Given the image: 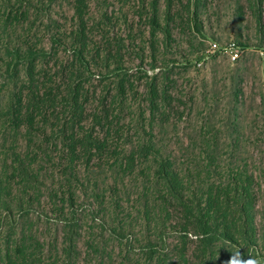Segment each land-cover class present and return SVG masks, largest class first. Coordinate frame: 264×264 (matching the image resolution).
<instances>
[{
	"label": "trees",
	"instance_id": "obj_1",
	"mask_svg": "<svg viewBox=\"0 0 264 264\" xmlns=\"http://www.w3.org/2000/svg\"><path fill=\"white\" fill-rule=\"evenodd\" d=\"M57 1L15 0L17 10L12 9L7 14L3 11V16H0V97L4 91L10 92V106L6 112L8 119L17 133L25 127L28 147L34 148L23 153L18 150V142L12 144L5 153L10 158H4L3 167H0V264H78L76 254L81 219L76 208L77 198H80V192L89 194L95 200L101 198L99 179L96 176L91 179V175L96 174V167L106 170L107 166L110 175L105 177L110 176L115 183L129 178L142 181L143 191L139 195L142 203L141 208L136 210L137 215L147 221H158L154 226H148L139 245L145 264H228L236 253L244 261L254 260L264 264V230L258 227L257 222L256 177L249 165L238 160L230 161L228 165L223 163L222 157L216 153L220 138L205 126L200 127L197 139H189L186 143L188 152L182 155L164 150L166 145L158 140L160 133H154L156 126L160 129H166L167 124L176 126L175 117L183 118L181 113L187 112V107L170 91L169 83L172 81L166 82L171 74L168 69L163 71L162 82H159L160 76L154 75L147 83L145 105L139 104L137 108L138 116L142 118L138 119L140 126L143 125L141 129L135 128L137 139L133 142V125L126 123L125 112L128 109L133 114L132 119L135 117L134 103L130 102L133 97L128 92H135L136 89L123 65L118 64L113 69L108 66L103 68V78L117 77L118 80L115 95L111 96L110 89L104 94L101 92L100 108L103 113L95 119L99 131L94 128L85 131L82 127L84 108L90 97L85 84L89 80L88 73H92L86 58L89 51L87 38L91 33L81 12L82 0L74 5L76 29L69 38L63 30L52 32L42 29L55 50L56 46H64L67 38L71 42L74 60L69 75L64 68L56 71V67L49 65V60L57 51L52 54L37 44L13 40L20 26H25L22 19L33 11L43 14L49 18L50 24L55 25L51 13ZM191 2L190 7L195 6L192 26L200 34L198 10L203 0ZM209 3L210 0H205L206 5ZM156 4V1L152 3L153 31L160 29L169 43L171 17L169 15L170 21L162 27L156 18ZM236 5L237 17L244 22L249 13L257 30L262 31L264 0H237ZM235 42L245 48V45ZM221 45L224 47L226 44ZM38 65H41L39 73ZM240 94L239 90L235 91V96ZM147 110L152 119L159 118L157 125H153L152 121L148 124L150 135L144 132L146 123L143 121ZM48 121L57 133L36 143L33 140L35 133ZM126 124L129 127H125ZM113 129L114 137L100 136L102 131L106 133ZM232 129V132H237L238 126L232 123ZM110 143L115 147L111 149ZM125 145L129 146V151H126ZM110 158L113 162L106 163ZM8 172L17 176V184L8 177L4 179ZM92 180L93 187L89 193L88 190H81L85 184L89 189ZM55 181L57 186L51 184L52 187L48 188L46 182ZM45 190L51 205L61 203V208L57 209L58 221L63 225L64 235L61 251L59 249L54 257L47 256L44 245L40 247L36 239H32L35 241L34 251H19L17 247L19 219L13 207L24 210V203L20 200L29 192L27 203L28 209H31L33 199L38 200V204L42 203L39 196L42 198ZM156 203L160 204L158 210ZM126 216L130 218L132 215H126L124 207L116 201L110 220L112 224L106 227L108 223L103 222V227L116 239H127L130 244L132 237L139 243L133 233L127 231L130 220ZM3 234L6 235L4 245ZM176 236V243L170 242ZM103 259L99 257L98 264H105Z\"/></svg>",
	"mask_w": 264,
	"mask_h": 264
},
{
	"label": "rangeland",
	"instance_id": "obj_2",
	"mask_svg": "<svg viewBox=\"0 0 264 264\" xmlns=\"http://www.w3.org/2000/svg\"><path fill=\"white\" fill-rule=\"evenodd\" d=\"M77 1H57L51 13L56 26L50 24L49 18L43 14H36L33 11L26 19H22L25 26H20L19 33L13 37V40L37 44L52 54L57 51L48 63L51 67H56V71H62L64 68L69 75L74 52L68 38L76 29L77 19H73V16ZM154 1L157 3L156 18L162 27L167 25L171 17L169 43L165 41L164 33L160 29L153 31L151 21L154 17L152 5ZM236 1L210 0L209 5H206L203 0L198 10L201 30L198 34L192 26L194 22L192 11L195 6L190 7L193 2L191 0H82L81 12L85 15L86 25L91 33V36L87 38L89 51L86 58L92 69V73H88L89 80L85 84V90L89 91L90 97L88 105L84 108L82 127L85 131L93 128L99 131L95 119L103 113L100 108L101 92L104 94L110 89L111 96L115 95L118 80L117 77L103 78V68L108 66L113 69L118 64L123 65L129 72L130 80L136 89L135 92H128L133 97L130 102L134 103L135 117L132 119L133 114L128 109L125 112L126 123L133 125L131 135H133V142H136L135 128L141 129L143 125L140 126L139 120L142 118L138 116L137 108L139 104L145 105L147 83L154 75L160 76L159 82H162L163 71L168 69L171 74L166 82L172 81L169 83L170 91L182 105L187 107V112L181 113L184 114L183 118L175 117V121L170 117L176 126L167 124L166 129L155 127L154 133H160L158 140H162L161 144L166 145L163 149L178 155L187 154L186 143L191 138L199 137L200 127L205 126L211 129L212 134L220 138L216 153L222 157L223 163L228 165L230 161H243L254 173L258 197L257 222L258 227L264 230V55L262 54L264 28L262 31L257 30L249 13L245 17L246 20L242 22L235 13ZM14 2L15 0L11 2L0 0V16H3V11L7 14L12 9L17 10ZM207 9L210 11L208 12ZM13 13L15 16V12ZM42 29L52 32L63 30L68 37L63 42L64 46H56L57 50H55L49 36ZM228 41H237L245 45V51L238 61L232 62L229 55L223 52L208 53L211 43L227 45L230 43ZM198 63H201L200 67ZM75 65L78 67L77 63ZM40 68L41 65H38V73ZM154 68L157 69L153 70ZM65 79L67 81L66 75ZM236 90L240 91L239 96H235ZM10 99L11 94L8 90L2 92L0 167H3L4 158H10L5 153L12 144L18 142V150L23 153L34 149L32 146V148L28 147L25 127L17 133V129L13 128L8 119L6 112L10 106ZM127 115H130V118H127ZM144 118L143 122L146 123L144 132L150 135L152 133L148 124L152 121L153 125H157L159 118L152 119L148 110ZM51 120L54 119L51 118ZM44 123L46 124L41 126L33 137L36 143L50 139L57 133V130L50 127V121ZM232 123L238 126L237 132L230 130ZM125 127L129 125L126 124ZM144 132L140 131L141 134ZM106 133L102 131L100 136L114 137L115 130L106 131ZM109 146L111 149L115 147L111 143ZM125 148L126 151L130 149L127 145ZM105 162L110 164L113 161L110 158ZM96 163L95 161L94 165ZM107 168L108 166L106 170H99L96 167V174L91 175V179L94 176L99 179L98 192L100 191L103 196L95 200L89 194L84 195V192H80V198H77L76 208L81 219L77 262L78 264H98L99 257H103L105 264H145L139 245L146 235L148 226H154L158 221L153 219L147 221L137 215L136 210L141 208L142 203L139 195L144 185L136 178L115 183L110 176L105 177L110 175ZM7 177L17 184V176L8 172L4 179ZM93 181L89 189L85 184L81 190H88L89 193L93 187ZM46 184L48 188H51V184L57 186V181L46 182ZM39 198L42 203L38 204V200L33 199L34 206L28 209L27 202L30 200V194L27 192L20 200L24 203V210L19 211L15 206L13 207L14 214L19 219L16 230V233L18 231L17 247L19 251H34L36 250L35 241L32 239H36L40 247L44 245L46 255L54 257L59 249L61 251L64 235L63 225L58 221L61 203L51 205L52 202L46 190L44 196ZM151 199L154 201L152 197ZM116 201L124 207L126 215L131 213L130 218L126 216V219L130 220L127 231L133 233L140 241L139 243L132 237L130 244L127 239H116L103 227V222L108 223L106 227L111 226L110 220ZM159 205L156 203L157 210ZM5 237L6 235L3 234V245ZM177 240L176 236L174 239L171 238L170 242L175 244Z\"/></svg>",
	"mask_w": 264,
	"mask_h": 264
},
{
	"label": "built area",
	"instance_id": "obj_3",
	"mask_svg": "<svg viewBox=\"0 0 264 264\" xmlns=\"http://www.w3.org/2000/svg\"><path fill=\"white\" fill-rule=\"evenodd\" d=\"M245 48L240 47L237 43L231 42L224 47L219 45L218 43H211L208 49V53H215V52H223L228 54L232 62H236L240 59L243 55ZM264 55V52H262ZM198 66H201V63H198Z\"/></svg>",
	"mask_w": 264,
	"mask_h": 264
},
{
	"label": "clouds",
	"instance_id": "obj_4",
	"mask_svg": "<svg viewBox=\"0 0 264 264\" xmlns=\"http://www.w3.org/2000/svg\"><path fill=\"white\" fill-rule=\"evenodd\" d=\"M228 264H258V262L254 261V260L244 261V260L240 259L239 254L236 253L229 260Z\"/></svg>",
	"mask_w": 264,
	"mask_h": 264
}]
</instances>
